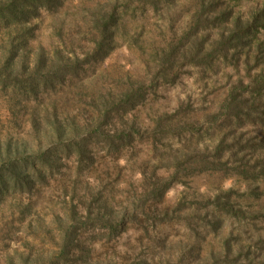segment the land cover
Segmentation results:
<instances>
[{"label": "trees", "instance_id": "16d2710c", "mask_svg": "<svg viewBox=\"0 0 264 264\" xmlns=\"http://www.w3.org/2000/svg\"><path fill=\"white\" fill-rule=\"evenodd\" d=\"M174 3L175 0H0V96L22 115H30L28 134L32 137V141L20 138L13 145L11 141L2 143L0 135V205L16 198L18 204L10 207L22 218L30 211L31 197L47 180L64 179L70 170H75L79 178L106 156L119 161L141 135L155 147L166 136L180 144L173 154L166 152L158 164H152L148 198L154 205L175 183H184L182 177L221 172L230 159L233 166L225 169L232 175L248 183L264 179V68L232 85L218 110L205 116L217 135L222 134L212 150H198V121L188 120L187 110L182 107L169 117L175 118L171 121L166 114L156 115L141 134L133 111L145 105L160 86L174 83L184 68L209 66L226 58L232 48L246 47L244 62L250 66L252 35L264 27V12L243 21L239 16L232 17V9L225 7L223 0H188L182 5H187L185 19ZM44 15L62 18L47 45L36 42L37 21ZM152 16L160 24L155 22L150 31L156 32L142 38L136 30L144 28ZM123 41L128 50L132 46L142 52L144 72L111 76L109 85L105 74L92 76L98 70L104 71L102 64ZM257 57L252 56V61L256 62ZM82 90H87L86 99L78 107L74 100L82 101ZM171 165L173 172L157 174V169ZM77 178L70 192L67 187L62 190L64 197L71 193V205L64 216L54 213L58 232L52 238L54 247L49 256H32L29 251L14 249L7 255L6 264H69L73 258L84 259L86 252L79 238L82 231L91 228L111 233L125 224L127 216L118 212L103 189L99 190L100 182L98 187L78 186ZM231 194L232 190H228L215 198L227 212L232 211ZM250 194L259 196L254 191ZM25 195L29 202L22 206L19 196ZM155 212L152 216L145 213L151 225L168 217L157 206ZM36 220L41 223V219ZM229 243L224 242L220 253L192 264H243L244 258L251 263L250 250L239 246L235 251ZM22 246L33 248L28 241ZM77 250L80 255L76 258L71 252Z\"/></svg>", "mask_w": 264, "mask_h": 264}, {"label": "rangeland", "instance_id": "374dc122", "mask_svg": "<svg viewBox=\"0 0 264 264\" xmlns=\"http://www.w3.org/2000/svg\"><path fill=\"white\" fill-rule=\"evenodd\" d=\"M175 1L174 8L181 11L180 17L185 19L187 5H182L188 0ZM223 1L225 7L232 9V17L239 16L243 21L253 20L264 12V0ZM72 12H68L66 20ZM156 20L152 16L146 21L145 27L138 28L136 33L141 34L142 38L151 36L156 32L150 31ZM59 21L62 18H51L48 15L38 20L36 42L49 44ZM68 31L66 29L64 32ZM127 31L132 34L131 30ZM127 46V42L123 41V45L114 49L102 64L106 67L102 68L104 71L98 70L92 76L105 74L108 79L105 80L106 84L109 85L111 76L119 78L127 74L137 76L143 73L145 67L142 64V52L132 46L128 50ZM246 50V47L237 50L232 48L226 58H219L209 66L184 68L174 83L160 86L145 105L133 111L135 121L142 130L141 134L147 129V125L152 124L156 115L166 114L169 119L177 108L182 107L187 110L188 120L198 121L199 138H195L198 150H212L222 134L217 135L205 116L218 110L221 100L232 85L249 79L260 68H264V27L257 29L252 35L250 66H246L244 62ZM256 55V62H253L252 56ZM250 67L253 68L249 70ZM81 94L82 101L74 100L79 103L78 107L84 105L87 90H82ZM30 118L29 114L22 115L17 107L8 106L0 96L2 143L11 141L14 145L20 138L32 141L28 134ZM141 136L143 137L134 141L132 148L123 153L119 161L106 156L79 178L76 177L75 170H70L64 179L47 180V184L31 197L30 211L22 218L15 208L10 207L18 204L16 198H9L1 204L0 264H6L7 255H11L14 249L29 251L32 256H49L54 247L52 238L58 232L57 225L53 223L54 213L61 212L62 216L67 213L66 209L71 205V193L65 197L61 193L66 187L70 192L72 181L76 178L78 186L98 187L100 182L99 190L103 189L101 192L111 198L118 212L127 216V221L111 233L91 228L82 231L80 246L85 249L86 256L77 261H73V258L69 264H139L142 261L146 264H192L198 262V259L210 258L220 253L226 241L230 242L235 251L239 246L250 250V264H264V179L248 183L232 175L230 170L225 169L229 165L233 166L230 163L233 159H230L222 173L203 172L193 177H182L184 183H175L163 200L154 205L152 199L148 198L152 164H158L162 154L172 153L180 144L175 138L166 136L157 141L155 147L144 135ZM173 168V165L162 167L157 169V174L166 176L173 172ZM228 190H232L229 197L231 212L222 210V206L217 205L218 200H215L216 196ZM252 191L259 193V196L253 197L250 194ZM19 200L22 206L29 202L26 195L19 196ZM22 206L19 205V208ZM156 206L157 209H164L168 217L161 223L151 225V221L145 220V213L150 216L156 214L159 211L155 212ZM37 218L41 219L40 224ZM7 236L10 237L9 240H6ZM26 241L31 243V250L22 246ZM71 255L77 258L80 251H72ZM211 261L212 259L208 260ZM241 261L249 264V260L245 258Z\"/></svg>", "mask_w": 264, "mask_h": 264}]
</instances>
